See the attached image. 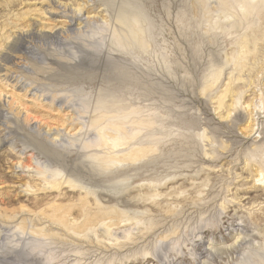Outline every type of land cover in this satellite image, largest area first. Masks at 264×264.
Listing matches in <instances>:
<instances>
[{
  "label": "rangeland",
  "instance_id": "obj_1",
  "mask_svg": "<svg viewBox=\"0 0 264 264\" xmlns=\"http://www.w3.org/2000/svg\"><path fill=\"white\" fill-rule=\"evenodd\" d=\"M241 2L0 0V264H264V5ZM238 225L236 260L198 254Z\"/></svg>",
  "mask_w": 264,
  "mask_h": 264
},
{
  "label": "bare ground",
  "instance_id": "obj_2",
  "mask_svg": "<svg viewBox=\"0 0 264 264\" xmlns=\"http://www.w3.org/2000/svg\"><path fill=\"white\" fill-rule=\"evenodd\" d=\"M241 1H242L241 3L243 4L242 6L246 10H254L257 5L253 3V0H241ZM257 1L262 6L264 5V0H257ZM72 21L74 23L79 20L78 19L75 20V18L71 19V21L69 22L70 25H72ZM261 162L264 163V156L261 158ZM238 229H240V232H239L240 235L235 237L234 241L230 240V238L232 237L231 233L229 234L228 237L223 238L222 243L216 242L215 244H212V243H208L207 241H201V243H199L197 247V252H199L198 254L203 255L202 257L204 259H206L207 257L213 256V263H216V259L218 257L221 258V256L223 255H226L227 257H231V260H236V258L233 257V254L238 253L241 249H243V246L245 244H249L251 240H255L259 236L258 232L253 233L252 230L248 229L247 226H239ZM229 240L230 242L228 243Z\"/></svg>",
  "mask_w": 264,
  "mask_h": 264
}]
</instances>
